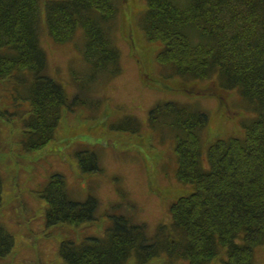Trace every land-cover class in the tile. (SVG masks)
<instances>
[{
    "label": "trees",
    "instance_id": "obj_1",
    "mask_svg": "<svg viewBox=\"0 0 264 264\" xmlns=\"http://www.w3.org/2000/svg\"><path fill=\"white\" fill-rule=\"evenodd\" d=\"M145 3L139 26L147 42L159 44L158 72L187 84L211 81L220 91H234L250 114L243 119V138H218L202 157L206 114L176 103L155 105L149 123L169 121L180 134L176 180L188 189L171 203L169 223L148 234L144 224L114 216L102 237L63 241L58 256L63 264H148L158 258L164 264H253L254 248L264 246V0ZM119 10L118 0H0V81L9 85L10 105L0 115L20 123L22 154H34L55 139L64 111L90 110L83 98L91 99L89 91L76 77L70 98L47 73L41 31L59 45L74 42L80 31L82 42L75 47L90 79L115 77L119 52L111 34ZM108 128L137 135L141 124L128 116ZM73 157L83 175L99 171L87 148H77ZM2 190L0 173V203ZM39 195L48 228L94 222L96 200H69L61 175L49 178ZM13 247L12 235L0 223V257Z\"/></svg>",
    "mask_w": 264,
    "mask_h": 264
},
{
    "label": "rangeland",
    "instance_id": "obj_2",
    "mask_svg": "<svg viewBox=\"0 0 264 264\" xmlns=\"http://www.w3.org/2000/svg\"><path fill=\"white\" fill-rule=\"evenodd\" d=\"M118 4L117 26L111 34L119 52L115 77L90 79L75 47L82 42L80 31L74 42L63 45L54 44L41 31L47 73L62 84L70 98L76 91V77L79 86L89 91L91 99L87 94L83 98L90 110L64 111L55 139L29 155L20 152V123L0 115V223L14 239L12 251L0 257V264H63L58 256L61 242L102 237L114 216L144 224L148 234L157 225L169 223L171 203L188 189L176 180L175 149L180 134L170 128L169 121L149 123L155 105L176 103L206 114L208 126L200 139L202 157L207 145L218 138H243V119L249 120L250 114L245 113L237 94L220 91L211 81L187 84L162 77L156 59L159 44L147 42L139 26L145 0H118ZM8 96V83L0 81V112L10 109ZM128 116L140 122L139 134L109 130V124ZM77 148L95 154L98 172L83 175L78 170L73 157ZM53 175L63 177L69 200H96L93 223L45 226V203L39 194ZM128 264L135 263L131 260ZM148 264H164V259ZM253 264H264V246L254 248Z\"/></svg>",
    "mask_w": 264,
    "mask_h": 264
}]
</instances>
